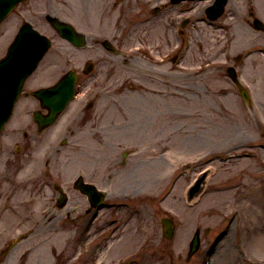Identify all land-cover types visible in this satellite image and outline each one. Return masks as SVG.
<instances>
[{
	"label": "rangeland",
	"instance_id": "1",
	"mask_svg": "<svg viewBox=\"0 0 264 264\" xmlns=\"http://www.w3.org/2000/svg\"><path fill=\"white\" fill-rule=\"evenodd\" d=\"M208 4L28 0L0 24V58L25 20L53 39L0 132V264H264V53L246 59L247 103L225 76L224 29L202 20ZM231 4L232 52L264 46L253 29L264 25V0ZM48 14L73 23L86 45L60 37ZM187 17L195 23L181 33ZM69 69L81 90L40 132L33 112L46 110L26 92ZM80 173L116 205L87 212L72 187ZM54 183L69 201L56 202Z\"/></svg>",
	"mask_w": 264,
	"mask_h": 264
},
{
	"label": "water",
	"instance_id": "2",
	"mask_svg": "<svg viewBox=\"0 0 264 264\" xmlns=\"http://www.w3.org/2000/svg\"><path fill=\"white\" fill-rule=\"evenodd\" d=\"M21 0H0V21L14 8ZM179 2L181 0H172ZM50 23L64 37L75 44H85V35L77 32L75 28L57 17L48 16ZM257 27L264 28L263 23L257 20ZM109 47V42H104ZM51 42L43 34L35 30L31 24L25 22L14 42L9 47L7 55L0 60V130L9 119L15 101L17 100L26 78L35 70L39 61L49 48ZM76 75L74 71L68 72L54 86L34 91L33 94L41 99L42 106L49 110L48 114L35 113V119L39 122L40 128L52 124L61 111L65 108L74 94V82ZM79 186L87 192L92 201L102 200L103 193L93 184H84L79 180ZM168 220V219H166ZM166 223V221H164ZM165 235L173 236V222L169 220L165 224ZM200 246V231L197 230L190 246V255Z\"/></svg>",
	"mask_w": 264,
	"mask_h": 264
},
{
	"label": "flooded vegetation",
	"instance_id": "3",
	"mask_svg": "<svg viewBox=\"0 0 264 264\" xmlns=\"http://www.w3.org/2000/svg\"><path fill=\"white\" fill-rule=\"evenodd\" d=\"M218 1L219 0H209L208 6L209 5H215V4H217ZM187 2H189V1H186V4H188ZM231 3H232V0H225V2L223 4V9H222V11H223L222 12V16L211 22V24H213L216 27L224 28V31L226 33L225 36H226V42L227 43H225L226 44V48L223 49V55L225 56V63L226 62L229 63L228 65H226L225 76H227L230 79L232 78L230 70H232V72L234 73V77H236L237 71L238 70H242L243 59H244V54H243L242 51L240 53H233L232 50H231L232 41L234 40V36H235L234 32L232 31L233 23L231 21L224 22V23H218V22H220L221 19L225 21L226 19H228L229 16L230 17H234V16L238 15L239 11L236 10L237 7L235 5H233V4H231ZM194 7H195V5H191V7H190V5H188L187 9H193ZM251 14H252V12H251ZM253 26H254V23H253ZM253 29H255V28H253ZM261 32H263V31H261ZM96 94L97 93H95L94 95H96ZM94 103H95V100H91V102L88 104L87 107L90 108V106L94 105ZM75 179H76V177L72 181V187H74L75 191H77L80 194L84 195L86 200H87V202H89L88 196L84 192H82L80 189L75 187ZM72 190H73V188H72ZM70 194H71V192L68 193L67 201H69ZM58 201H59V196H58L56 202H58ZM88 207L89 206H87V209H85L87 212L95 211L96 214L98 213V209L97 208H94L92 206H91V208H88ZM94 216H96V215H94ZM93 219L94 218H92V217H88L82 224L84 226H86V227H91V225L94 222Z\"/></svg>",
	"mask_w": 264,
	"mask_h": 264
},
{
	"label": "clouds",
	"instance_id": "4",
	"mask_svg": "<svg viewBox=\"0 0 264 264\" xmlns=\"http://www.w3.org/2000/svg\"><path fill=\"white\" fill-rule=\"evenodd\" d=\"M42 155V153H40Z\"/></svg>",
	"mask_w": 264,
	"mask_h": 264
}]
</instances>
